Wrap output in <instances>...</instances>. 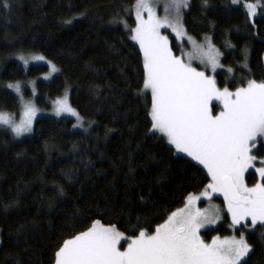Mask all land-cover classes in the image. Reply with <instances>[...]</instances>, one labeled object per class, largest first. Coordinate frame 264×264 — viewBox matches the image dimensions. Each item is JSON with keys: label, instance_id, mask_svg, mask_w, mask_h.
<instances>
[{"label": "trees", "instance_id": "obj_1", "mask_svg": "<svg viewBox=\"0 0 264 264\" xmlns=\"http://www.w3.org/2000/svg\"><path fill=\"white\" fill-rule=\"evenodd\" d=\"M240 1L207 0L204 7V0H190L184 14L188 34L212 37L221 63L234 69L216 74L218 87L231 91L241 80L264 81V9L250 20L243 3L256 0ZM135 2L11 0V10L0 7V111L19 108L7 84L47 70L31 65L26 72L14 59L35 53L60 70L37 83L36 105L48 108L68 89L70 104L88 122L81 131L68 118H38L21 140L0 130V264H54L63 241L96 220L115 225L126 238L141 228L151 232L208 183L202 167L150 131L142 55L123 25L110 23L127 19L134 27V14L122 9ZM245 50L250 72L241 67ZM257 150L264 158V148ZM227 223L202 236L226 235ZM245 236L252 249L246 264H264V226Z\"/></svg>", "mask_w": 264, "mask_h": 264}, {"label": "snow or ice", "instance_id": "obj_2", "mask_svg": "<svg viewBox=\"0 0 264 264\" xmlns=\"http://www.w3.org/2000/svg\"><path fill=\"white\" fill-rule=\"evenodd\" d=\"M232 3L236 5L238 0ZM161 6L163 16L158 14ZM190 6V0H136L131 8L122 9L128 16L134 13V27L127 19H113L110 23L122 24L139 46L142 91L151 93L150 131L161 133L176 152L202 166L208 183L199 194L189 193L184 206L166 214L153 231L141 228L138 234L128 237L123 251L118 245L125 239L124 234L115 225L105 227L96 220L86 231L63 241L55 252L54 264H246L245 257L252 249L240 229L249 227L246 221L253 227L264 226V158L257 150L258 146L264 148V81L247 79L245 84L241 80L242 86L234 91L218 87L215 75H209L208 70L216 74L217 69L224 67L223 53L212 37L205 36L203 43H198L188 34L184 14ZM203 6L207 7V0ZM0 7L11 10V0H0ZM244 7L248 17L253 18L258 8L264 9V0ZM170 36H174V41L170 42ZM185 41L191 49L188 52L183 51ZM226 47L233 45L226 42ZM174 48H180L181 54L176 55ZM16 59L26 72L30 61L45 62L49 71L43 76L44 81L60 71L43 55L21 52ZM247 59L245 50L242 68L248 69ZM199 66L205 70H198ZM226 71L233 73L234 69L227 67ZM27 84L36 97V81ZM24 87L22 81L7 84L15 94L13 108L19 105V120L15 112L0 111V130L10 131L14 139L33 132V122L40 111L32 100L25 99ZM212 101L219 103L212 105ZM216 106L221 110L213 114ZM52 108L55 116L68 114L78 122L74 127L80 126L82 117L70 104L67 91L52 101ZM250 169H255L259 177L252 187L245 183V173ZM216 194L223 196L230 218L227 226L239 231V238L214 236L207 243L201 229H209L224 219L219 206L211 203ZM202 200H207L209 207H197Z\"/></svg>", "mask_w": 264, "mask_h": 264}, {"label": "rangeland", "instance_id": "obj_3", "mask_svg": "<svg viewBox=\"0 0 264 264\" xmlns=\"http://www.w3.org/2000/svg\"><path fill=\"white\" fill-rule=\"evenodd\" d=\"M241 3V1L240 0H238V3ZM245 4H247V3H243V6L245 5ZM245 8V7H244ZM246 9V8H245ZM246 11H247V9H246ZM134 14V13H133ZM158 14L159 15H161V16H163L164 15V10H163V7L161 6V7H158ZM134 18H135V16H134ZM254 18V17H253ZM253 18H250V20H252ZM165 34H168L167 32L165 33ZM172 38H174V36H170V42L172 41ZM203 41H204V37L201 39V40H197V42L198 43H203ZM134 42V41H133ZM135 43V42H134ZM176 43L177 44H179L180 42L179 41H176ZM184 44H185V47L183 48V51L184 52H188V51H190L191 49H190V46H188L187 45V42L185 41L184 42ZM138 46V45H137ZM138 48H139V46H138ZM174 52H175V54L176 55H180L181 54V49L180 48H174ZM30 54H35V53H30ZM25 55H28V54H25ZM18 63H20L22 66H23V64H22V62H20V61H18L17 59H16V57L14 58ZM47 60V59H46ZM31 65H43V66H46L47 67V70L44 72V73H42V74H40V75H38V76H35V77H30V78H26V79H23V80H20V81H22V82H24V84H25V87H24V95H25V99L26 100H32L35 104H36V102H35V99H36V97H33L32 96V91H31V86H29L28 84H27V82L28 81H32V80H35L36 81V87H37V83L38 82H49L53 77H55L56 75H58V73H53L52 74V77L50 78V80L49 81H44L43 80V76L46 74V73H48V71H49V68H48V66H47V64L45 63V62H32V61H30V63H29V66H31ZM194 66H196V62H194ZM24 67V66H23ZM226 69H227V67H223V68H220V69H217V73L218 72H220V71H226ZM198 70H205L204 68H203V66H199V69ZM227 72V71H226ZM216 73V74H217ZM208 74L209 75H215V78H216V74H213L210 70H208ZM17 81H15L14 83H16ZM67 91V93H68V95H69V90L68 89H66V90H64V92L60 95V96H62L65 92ZM150 95H151V93L150 92H148ZM37 95H38V91H37ZM60 96H58V97H60ZM57 98V97H56ZM55 98V99H56ZM54 99V100H55ZM53 101V100H52ZM52 101L51 102H49V107L48 108H41V107H38L37 105V107L40 109V111L38 112V114H37V118L34 120V122L38 119V118H42V117H45V118H54V119H60V118H68V119H71V120H73V122H74V125H76L78 122H77V120H76V118L75 117H72V116H70V115H68V114H62V116H60V117H57V116H55L54 115V112H53V108H52ZM218 103L219 102H217V101H212V105H218ZM19 106V105H18ZM221 109H220V107L219 106H216V107H214V110H213V114H216V113H218L219 111H220ZM19 112H20V108H18V111L16 112V119H17V121L19 120ZM34 122H33V124H34ZM87 123L88 122H86L85 120H81L80 122H79V125L80 126H78V127H74V129H77V130H86L87 129ZM10 132V131H9ZM11 133V132H10ZM154 133V132H153ZM155 134H158L159 136H161V137H163L164 138V140L166 141V143H167V138L166 137H164L161 133H159V132H155ZM29 135H31V133L30 134H25L24 136H22V137H20V138H15L16 140H21V139H23V138H25V137H28ZM168 144V143H167ZM168 146L169 147H171L174 151H175V153L176 154H178V155H180V156H183V157H185V158H187V159H189V160H191V158L190 157H187L184 153H178V152H176V150H175V148L172 146V145H169L168 144ZM192 161V160H191ZM192 162H194L195 164H196V162L195 161H192ZM200 166V165H199ZM257 166H259V165H257ZM200 167H202V166H200ZM206 171V170H205ZM251 173V174H250ZM249 175H251V177H249ZM259 181V177H258V175H256L255 174V169H250L247 173H245V183L249 186V187H252V186H254V184L255 183H257ZM203 190V189H202ZM201 190V191H202ZM197 194H199V192L197 193ZM211 203L212 204H215V205H217V206H219V208L221 209V215H222V217H224V219H222L221 221H219L216 225H213V226H211L209 229H211V228H217L219 225H221V224H223L225 221H227L228 223L230 222V218L229 217H227V210H226V208H225V206H224V202H223V196L222 195H219V194H216L214 197H213V200L211 201ZM184 206V204L181 206V207H183ZM180 207V208H181ZM197 207H199V208H201V209H204V208H207V207H209V202L207 201V200H202V201H198L197 202ZM247 223H249V227L247 228V229H245V230H242V231H244V233H246V231H252V229L254 228L252 225H251V223H250V221H246ZM228 223H227V225H228ZM93 224V223H92ZM258 225V224H257ZM92 226V225H91ZM104 226V225H103ZM105 227H107V226H105ZM227 228H228V226H227ZM206 230H208V229H201V236H202V232H204V231H206ZM233 235H235L237 238H239V234L237 235L236 234V231L235 230H233V229H230V228H228V233L226 234V235H216V236H218L220 239H224V238H226V237H231V236H233ZM125 237V236H124ZM213 238V237H212ZM212 238H210V240L209 241H207V240H205L204 239V237L202 236V239H204L207 243H211V241H212ZM129 241L127 240V238L125 237V239H122L121 240V242H120V244L118 245V247L120 248V250L121 251H123L124 249H126L127 248V243H128ZM250 254V253H249ZM246 258L247 257H245V260H246Z\"/></svg>", "mask_w": 264, "mask_h": 264}]
</instances>
